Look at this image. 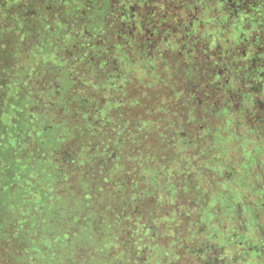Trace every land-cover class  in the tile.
I'll list each match as a JSON object with an SVG mask.
<instances>
[{
	"label": "trees",
	"instance_id": "1",
	"mask_svg": "<svg viewBox=\"0 0 264 264\" xmlns=\"http://www.w3.org/2000/svg\"><path fill=\"white\" fill-rule=\"evenodd\" d=\"M0 264H264V0H0Z\"/></svg>",
	"mask_w": 264,
	"mask_h": 264
},
{
	"label": "rangeland",
	"instance_id": "2",
	"mask_svg": "<svg viewBox=\"0 0 264 264\" xmlns=\"http://www.w3.org/2000/svg\"><path fill=\"white\" fill-rule=\"evenodd\" d=\"M244 149H246V147L244 148ZM220 257V256H219ZM216 263L219 261V259H218V257L216 258V260H214Z\"/></svg>",
	"mask_w": 264,
	"mask_h": 264
}]
</instances>
